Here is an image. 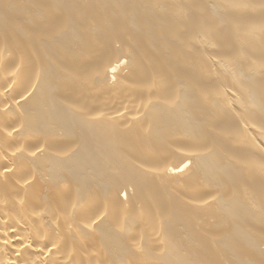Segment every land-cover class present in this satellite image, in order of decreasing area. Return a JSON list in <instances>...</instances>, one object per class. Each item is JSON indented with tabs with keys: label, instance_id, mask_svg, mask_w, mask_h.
I'll use <instances>...</instances> for the list:
<instances>
[{
	"label": "bare ground",
	"instance_id": "1",
	"mask_svg": "<svg viewBox=\"0 0 264 264\" xmlns=\"http://www.w3.org/2000/svg\"><path fill=\"white\" fill-rule=\"evenodd\" d=\"M0 264H264V0H0Z\"/></svg>",
	"mask_w": 264,
	"mask_h": 264
}]
</instances>
